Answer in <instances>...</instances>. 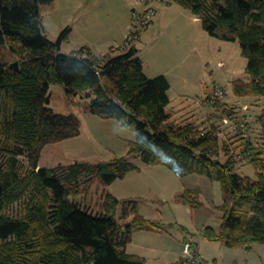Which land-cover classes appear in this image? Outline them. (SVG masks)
Here are the masks:
<instances>
[{
	"label": "trees",
	"instance_id": "1",
	"mask_svg": "<svg viewBox=\"0 0 264 264\" xmlns=\"http://www.w3.org/2000/svg\"><path fill=\"white\" fill-rule=\"evenodd\" d=\"M54 1L0 0V46H8L19 60V69L0 61V151L4 152L0 264H146L127 253L132 233L164 228L139 215L133 201L124 205L132 204L136 215L121 225L117 219L121 201L111 193L102 214L72 199L95 180L111 185L139 170L126 158L40 168L47 145L81 133L76 115L59 114L50 107L52 85H63L68 96L85 92L91 99V114L133 130L130 153L144 163L165 166L178 176L197 174L220 183L224 215L219 230L205 228L207 240L225 242L232 249L251 250L253 244H264V159L252 142L243 140L242 149L249 154L256 179L238 174L234 156L226 162L219 159V149L230 155V147L221 146L216 132L204 133L194 122L173 119L167 111L170 81L164 74L146 75L136 45L104 57L86 47L63 53L72 29L52 41L42 20V7ZM163 1L189 9L212 37L239 42L250 81H236L235 93L264 98V0ZM132 40L128 38L126 44ZM258 122L264 128V112ZM21 158L27 160L26 169ZM179 199L193 208L203 206L197 191L185 190ZM17 204L23 207L12 214Z\"/></svg>",
	"mask_w": 264,
	"mask_h": 264
},
{
	"label": "rangeland",
	"instance_id": "2",
	"mask_svg": "<svg viewBox=\"0 0 264 264\" xmlns=\"http://www.w3.org/2000/svg\"><path fill=\"white\" fill-rule=\"evenodd\" d=\"M145 4L151 8L147 12L154 14L151 23L155 19V25L149 24L142 31V38L134 37L129 44L126 42L137 18L135 11L146 9L140 0H55L42 7V20L52 41L65 29H72L63 43V53L86 47L93 55L104 57L127 52L136 45L148 77H169L172 87L167 111L173 119L178 123L194 122L204 133L216 132L221 146L230 147V155L219 149V159L226 162L234 156L238 174L256 179L242 144L243 140L252 142L264 159V128L258 122L264 112V98L235 93L236 81H250L248 60L242 55L239 42L212 37L198 16L177 3L147 0ZM0 61L19 64L6 45L0 46ZM215 87L227 93L216 106L208 102ZM90 100L85 92L68 96L63 85L51 86L50 107L59 114L76 115L81 133L47 145L39 166L54 168L76 161L99 163L117 158L136 164L139 170L124 179L111 185L95 180L87 191L82 187L81 193L72 197L94 214H102L106 212V196L111 193L121 201L117 213L121 225L136 215L132 204L124 205V201L135 202L143 218L163 224L162 230L133 231L128 254L145 259L146 264H180L184 245L191 242L199 245L200 256L208 264H264V244H253L251 250L232 249L225 242L205 238V228L219 230L222 223L224 197L220 183L197 174L178 176L165 166L144 163L130 153L135 132L121 127L116 120L91 114ZM0 157L4 158V152L0 151ZM21 160L26 169L27 160ZM185 190L197 191L203 206L193 208L183 203L179 195ZM22 207L17 204L10 212L17 214Z\"/></svg>",
	"mask_w": 264,
	"mask_h": 264
},
{
	"label": "built area",
	"instance_id": "3",
	"mask_svg": "<svg viewBox=\"0 0 264 264\" xmlns=\"http://www.w3.org/2000/svg\"><path fill=\"white\" fill-rule=\"evenodd\" d=\"M142 5L146 8L144 11H135L137 18L134 20V26L131 29L129 39L137 38V32L140 30H144L151 24V20L154 17V14L147 10H151V8L147 7L145 2L147 0H140ZM153 10V9H152ZM147 12V13H146ZM152 17V18H151ZM226 91L221 87H215L214 92L211 96L208 97V102L212 103V105H218L219 101L226 97ZM227 121V120H226ZM180 264H208L207 262L203 261L200 252L199 246L197 244H193L191 242H187L184 245L182 260Z\"/></svg>",
	"mask_w": 264,
	"mask_h": 264
},
{
	"label": "crops",
	"instance_id": "4",
	"mask_svg": "<svg viewBox=\"0 0 264 264\" xmlns=\"http://www.w3.org/2000/svg\"><path fill=\"white\" fill-rule=\"evenodd\" d=\"M155 25V19H153V21H152V23H151V26L150 27H152V26H154ZM149 27V28H150ZM148 28V29H149ZM142 38V34H141V37H140V39ZM114 47H112V49H113ZM104 54H107V53H103V54H101V55H104ZM100 56V55H99ZM165 75V74H164ZM167 76V75H166ZM167 78L169 79V77L167 76ZM170 81V80H169ZM170 84H171V82H170ZM171 87H172V84H171ZM199 246V245H198Z\"/></svg>",
	"mask_w": 264,
	"mask_h": 264
},
{
	"label": "water",
	"instance_id": "5",
	"mask_svg": "<svg viewBox=\"0 0 264 264\" xmlns=\"http://www.w3.org/2000/svg\"><path fill=\"white\" fill-rule=\"evenodd\" d=\"M12 67L16 68V69H19V64L16 63V64H13Z\"/></svg>",
	"mask_w": 264,
	"mask_h": 264
}]
</instances>
